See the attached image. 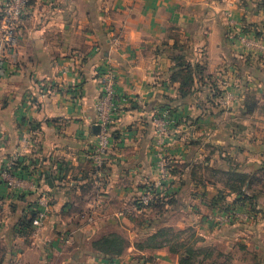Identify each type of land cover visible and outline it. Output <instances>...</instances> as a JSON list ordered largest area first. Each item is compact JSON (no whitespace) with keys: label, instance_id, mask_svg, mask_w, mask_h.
I'll use <instances>...</instances> for the list:
<instances>
[{"label":"crops","instance_id":"crops-1","mask_svg":"<svg viewBox=\"0 0 264 264\" xmlns=\"http://www.w3.org/2000/svg\"><path fill=\"white\" fill-rule=\"evenodd\" d=\"M19 34L0 75V173L23 183L0 178V264H178L167 247H135L162 227L191 230L225 258L215 264H264V52L241 40L264 46V0H40ZM107 69L121 110L97 165L94 101ZM160 155L169 181L158 179ZM229 171L246 174L252 204L234 201ZM150 186L173 192L171 203L142 206ZM40 196L48 210L33 235L19 222ZM232 208L252 216L206 219ZM110 234L127 242L119 255L92 245Z\"/></svg>","mask_w":264,"mask_h":264},{"label":"built area","instance_id":"built-area-1","mask_svg":"<svg viewBox=\"0 0 264 264\" xmlns=\"http://www.w3.org/2000/svg\"><path fill=\"white\" fill-rule=\"evenodd\" d=\"M40 0H3L0 15V75L4 74L9 63H14L16 60L15 51L19 42V24L26 8L32 2ZM258 38V37H256ZM256 38H241L244 45L248 48L259 46L264 52V46L258 43ZM4 52H3V51ZM8 54L9 56H7ZM11 57V58H10ZM9 58V59H8ZM11 59V60H10ZM10 60V61H9ZM117 75L114 70L107 69L101 78V90L98 97L94 101V109L96 113V125L98 131L96 133V142L93 149L94 160L97 165H102L104 156L106 155L112 142V127L116 123L121 110V101L117 93ZM234 93L225 88L222 92L219 103L224 107H228L234 100ZM167 120H159L156 127V136L159 140H163L166 132ZM156 167L159 171V181H169L170 174L167 161L162 155L158 156L156 160ZM0 178L9 186L13 188H20L23 180L16 178L9 174L8 170H2ZM36 186V184H35ZM38 187L36 186V190ZM160 195L152 186L148 187L144 193L141 194L139 201L141 204L148 206ZM37 209L31 220V233L37 235L41 232L45 225V219L48 210V200L44 196H40L37 200ZM252 216L247 210H238L232 208L220 212H213L209 214L206 219L214 222L220 226L224 223H231L235 220L243 221ZM88 221H93V216L83 214Z\"/></svg>","mask_w":264,"mask_h":264},{"label":"trees","instance_id":"trees-1","mask_svg":"<svg viewBox=\"0 0 264 264\" xmlns=\"http://www.w3.org/2000/svg\"><path fill=\"white\" fill-rule=\"evenodd\" d=\"M259 33L260 32H257V34ZM183 91L184 89L182 88V92ZM262 169L264 173V164ZM246 179V174L241 172H226V185L231 192L237 195L234 201L252 204V198L246 195L243 190V186L246 184ZM173 195V192H169L166 194L167 199L159 197L148 204V206H145L141 203L140 204L144 207H158L168 202L171 203ZM19 197L23 198V195L19 194ZM222 197V193L218 192L217 198L215 200H221ZM34 214L35 211L32 212L30 218L20 220L19 223H22V225L24 224L25 229L31 228V220ZM187 231L175 232L166 227H162L150 235L144 243H135V247L138 249L167 247L170 252L177 254L178 264H215L216 260L213 258L214 248L211 246H196V243L200 240V237L195 236L191 230ZM92 245L95 249L104 254L119 255L127 247V242L125 238L120 235L110 234L93 241ZM218 255L220 254L218 253Z\"/></svg>","mask_w":264,"mask_h":264},{"label":"rangeland","instance_id":"rangeland-1","mask_svg":"<svg viewBox=\"0 0 264 264\" xmlns=\"http://www.w3.org/2000/svg\"><path fill=\"white\" fill-rule=\"evenodd\" d=\"M226 210V209H225ZM186 235H188V234H186ZM185 236V235H184ZM217 252H219V251H215V260H216V262H218V261H222V260H225V258L224 257H222V255H220V256H216V253Z\"/></svg>","mask_w":264,"mask_h":264},{"label":"water","instance_id":"water-1","mask_svg":"<svg viewBox=\"0 0 264 264\" xmlns=\"http://www.w3.org/2000/svg\"><path fill=\"white\" fill-rule=\"evenodd\" d=\"M96 131H98V125L94 127Z\"/></svg>","mask_w":264,"mask_h":264}]
</instances>
